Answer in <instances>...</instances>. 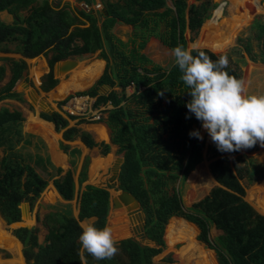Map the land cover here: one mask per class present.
<instances>
[{
	"label": "trees",
	"instance_id": "1",
	"mask_svg": "<svg viewBox=\"0 0 264 264\" xmlns=\"http://www.w3.org/2000/svg\"><path fill=\"white\" fill-rule=\"evenodd\" d=\"M84 2L88 5L86 0ZM100 5L105 16L98 11L82 9L71 13L65 7H52L45 0L40 4H35V0H0V11H6L13 18L10 24L0 22V54L32 59L50 53L46 58L48 73L40 78V91L46 92L56 85L51 68L57 61L96 54V59L104 62L92 86L77 94L94 98L95 106H110L103 121L109 130L110 144L121 155L117 190L127 192L139 204L144 218L143 234L153 247L140 245L133 238L120 239L116 241L118 253L112 259L97 261L86 256V264H151L152 257L164 247L163 229L171 217L182 219L188 226L187 230L179 228L180 231L175 227L171 233L188 245L179 254L181 264L190 259L184 255L196 244L193 228L188 223L197 231L195 240L213 251L216 264H264V217L243 200L244 189L239 182L245 179L251 183L264 178V166L251 159L244 162V155L240 154L254 151L256 146L232 153L220 152L216 147L217 158L208 164V171L218 186L184 209L179 189L200 163L202 148V142L190 137L189 133L200 121L186 107L191 99L190 89L180 80L182 73L175 65L173 55L171 64L162 69L140 52L149 38L170 52L178 45L186 49L184 32L195 34L198 31L214 7L211 0H203L197 5H187L185 0H102ZM218 9L219 6L214 11ZM22 12H25L24 16ZM116 23L130 27L126 42L111 33ZM209 26L207 21L197 40L204 38ZM254 27L259 41L258 53L252 54L247 44L241 49L249 61L264 63V24L256 23ZM200 50L213 61L221 56ZM1 60L8 63L9 76L0 87V101H20L12 88L22 78L26 65L21 59ZM224 71L239 79L235 66L228 64ZM4 75L5 68L0 66V82ZM102 85L110 90L97 95L96 90ZM127 86L132 89L128 95L124 93ZM39 117L51 123L55 132L63 130L62 141L77 137L87 148L97 145L102 155L109 150L103 143L95 144L88 133L67 127L70 119L57 112L40 113ZM21 121L18 112L0 109V148H3L0 219L5 225L19 222V204L31 205L46 186V181L14 149L20 140ZM58 147L64 153L68 149L63 144ZM227 158L231 159L230 165ZM84 174L85 167H82L78 184L84 180ZM176 182L178 189L174 187ZM52 185L62 200L72 199L71 172L53 180ZM107 212L106 190L86 185L79 193L76 219L68 212L58 211L44 217L46 235L41 244L37 243L33 228L17 227L10 233L21 245L24 264H85L78 254V237L82 231L78 223L92 219V224L103 228ZM211 226L221 233L213 241L207 235ZM168 236L172 239L169 233ZM162 262L167 264L171 260L167 257Z\"/></svg>",
	"mask_w": 264,
	"mask_h": 264
},
{
	"label": "rangeland",
	"instance_id": "2",
	"mask_svg": "<svg viewBox=\"0 0 264 264\" xmlns=\"http://www.w3.org/2000/svg\"><path fill=\"white\" fill-rule=\"evenodd\" d=\"M201 1L203 0H199V1L185 0L187 5H190V4L197 5ZM211 4H213L214 7L212 8V10L209 11V17L202 22L198 31L195 34L189 33L188 31L184 32V38L186 41V49H190L191 46L195 44L197 45L199 49L208 50L209 52H212L216 56L226 55L229 61L228 64L231 66H235L238 69V71H240V79L242 75L241 69L245 64L248 63V65H251V66L264 65V63L263 64L251 63V61L248 60L247 56L242 52V49H241L244 46V44H247L252 54L256 55L259 51V46H258L259 41L256 38L257 30L254 26L256 23L264 24V0H257L258 11L254 13L253 15L250 14V16L246 15V12L249 11L250 9L247 5H244L242 7V9L244 10H242L239 6H235L231 8L229 0H211ZM218 6H219V9L214 11ZM77 9H80V7L77 6ZM207 21L210 24L207 34L204 36L203 39L197 40L201 33L202 28L205 26ZM217 32H220V34L218 37H215L216 40L214 42H217V43L216 45L213 46V49L205 47L204 41L207 39H211L213 35L216 34ZM143 52H144V55L148 58V60H150V62L160 66L162 69H166L172 62V53L168 51L165 47L160 45L156 40L153 41V43H149V45L147 46V49H145V51L143 50ZM91 56L94 57V54ZM91 56H86L84 60H87L89 62L91 59H93ZM76 68L77 67L73 68L67 73L61 74L59 78L56 79L57 80L56 85L52 89L46 92H42L39 90L40 80L38 78L35 79L32 83L30 82V79H29L28 87L30 89H34L37 92L38 99H41L47 102L48 104H50V106L58 113L59 112L58 107L60 105L58 103H60L66 96L70 94L86 91L93 84L94 80H92V82L89 85H86L84 87L82 86V88L79 87L80 89L68 90L60 98H57V99L52 98L51 94H53L55 89L60 84L68 82V80H70L72 76L76 74V72L77 73L79 72ZM67 76H69V78ZM89 76L93 77V74H90ZM89 76L86 75V78L88 79ZM25 79L26 80L28 79L27 74H25ZM22 89H24V86L16 87V90L18 94L20 95V98H22L21 96L25 94L22 98L23 107L25 111L33 115L41 113L40 109L36 105H31L30 101L28 100L26 96V92L28 89L27 90L24 89V93H22L23 92ZM98 89L99 87L97 88V90ZM109 90H110L109 88L102 87L101 89H99V93L103 94V93L108 92ZM28 102L30 104H27ZM19 104H22V103H19ZM14 105L12 103H8L7 107L13 109L12 106ZM195 130H198L200 134L203 136L202 140L197 139V141L202 142V148H201L202 156H201L200 163L197 165V167L193 171H191L187 175L185 182L179 189L180 201H181L183 208H187L192 203L202 199L204 196H206L208 191L214 186V181L208 171V164L212 160V158L216 156L215 154L216 145L211 141V138L209 134L207 133V131L203 129L201 121L199 122ZM255 146H256V149L254 151H251L249 153L241 152L240 154L244 155L242 159L244 160V162H246V160L251 159L253 160V163H256L258 165L261 164L262 166H264V161H262L264 158V152L260 153V150H262L263 147H260L261 149L259 148V151H258L257 145ZM116 157H121V156L117 154L116 150L114 149V151H111L107 155V157H105L104 159L106 162L105 168L102 169V172L100 173L99 176L95 174L96 172L89 173V175L92 174L91 176H93V177H89V182L92 183L94 186L100 185L101 187H105L107 185L106 181L110 175V170H111L110 168L113 165L112 162H114ZM230 160H231L230 158L227 159L228 165H230ZM75 161H77V158L74 159L72 157L70 160V164L73 165ZM84 161L85 160L82 159L80 167L83 165ZM87 165H88V160H87ZM74 169L75 168L72 167L70 170H72L73 180L75 182V185L77 186V177L74 176ZM39 174L41 175L43 179L49 180L50 177L54 175V170L52 169L51 172H47L46 168L43 167ZM199 181H200V184H199ZM239 182L244 189L243 200L252 207L255 213L264 217V208L260 210L257 209L258 205L254 199L255 197H260V194L264 193V178L261 180L255 181V182H251V183L247 182L245 179H241ZM197 185H200L201 189L196 194L194 193L195 191L193 187L195 186L197 187ZM174 187L178 189L177 182L175 183ZM79 188H81V185H79L78 189ZM109 190H112V188H108V191ZM253 196L254 198L251 200V197ZM48 199H51V196H49ZM37 208H34V210ZM41 208L46 209L43 206H41ZM34 210H33V215L36 216V213ZM116 212H119V210H117L116 208L114 209L110 201L109 202V213L106 216L105 226L107 225L108 227H111L108 224V217L110 213L115 214ZM20 220L22 221L24 220V218ZM85 222L88 223V221H85ZM186 223L182 222L181 219L179 218H172L170 220H167L166 225L164 226V229H163V234H162V240L164 243V247L160 251V253L152 257L151 264H159L163 259L167 257L171 260V262H169L168 264H181L179 260L180 258L179 254L188 245L180 237H176L175 235H172L171 233L173 229L174 230L176 229L175 227H177L178 230L179 228L187 230L188 226L186 225ZM19 225L20 224L18 223L5 225L0 220L1 229L9 236H11L10 234L11 230L19 227ZM188 225L191 228H193V231H194L193 241L196 244L194 245L195 247L192 249V251L188 254H185L184 257L188 256V259L189 258L192 259V264H216L213 252L209 249L203 248V246L195 240L197 231L193 225L189 223ZM167 231L173 237L172 239H169L170 236H168ZM207 235L209 236V239H211L210 241H213L217 234L215 233V231L210 229ZM128 237H135V236H133L131 233L130 236ZM113 238L116 241L119 239H122V237H117L116 235ZM124 238H127V237H124ZM20 250L21 249L19 248V255H21ZM17 263L18 262L15 263L12 257L10 258V255L7 253V251L0 248V264H17ZM21 264H24L22 258H21Z\"/></svg>",
	"mask_w": 264,
	"mask_h": 264
},
{
	"label": "crops",
	"instance_id": "3",
	"mask_svg": "<svg viewBox=\"0 0 264 264\" xmlns=\"http://www.w3.org/2000/svg\"><path fill=\"white\" fill-rule=\"evenodd\" d=\"M42 1L43 0H35V4H40ZM45 1L49 5H51L52 7H55V6H58V8L65 7L71 13H73L75 10H77V6L79 5V2H76L75 0H45ZM86 1L88 2L89 10L95 12V10H93L94 4L100 5L102 0H86ZM230 1L231 0H229V2ZM230 6H231V3H230ZM101 8L102 7L100 5V9ZM21 15L24 16L25 12H22ZM12 20H13V18L10 14H8L6 11H0V22H2L4 24H10L12 22ZM84 26H86V25H84ZM111 33L113 34L114 37H116L121 42H126L128 40V38L130 37L131 29L127 25L116 23L113 25V27L111 29ZM153 41H155L153 38L148 39L144 48L140 52L142 54H144L143 50L145 51V49H147V46L149 45V43H153ZM49 56H50V53H47L46 57L37 56V57H34L32 59H22L17 54H0V66H3L5 68V75H4V78L2 79V81L0 82V87L3 86L7 82L8 76H9L8 63L2 61L1 60L2 58H9L12 60L21 59V60H23V62L26 65V68H25L24 74L22 75V78L12 88V91L14 93L18 94V92L16 90L17 86L21 87V86H24V84L28 85L29 79H30L31 83L37 78L40 80V77H42L43 75L48 73V67L46 64L47 59L46 58H48ZM86 56H91V55H82L80 57L68 58V59H71L77 63L76 69L79 72L78 73L76 72L75 75L73 74L74 76H72V78L70 80H68V82L60 84L55 89L53 94H51L52 98H54V99L60 98L68 90L80 89L79 87L82 88V86L84 87L86 85H89L92 82V80L95 81L98 78V76L100 75V73L103 69L104 62L96 59V54H94V57L91 56L93 59H91L89 62L87 60H84L86 58ZM251 63L263 64V63H260L257 61L251 62ZM241 72H242L241 73L242 74L241 79H243L246 82V88H247L246 94L264 95V65L251 66V65H248V63H247L242 67ZM25 74H27V77H28L27 80L25 79ZM90 74H93V77H90L89 76ZM86 75L89 76L88 79L86 78ZM67 77L69 78V76H67ZM239 79H240V71H239ZM22 90H23L22 93H24V89H22ZM115 91L118 92V90L116 88H115ZM124 93L126 95L130 94L131 89L129 88L127 90H124ZM23 96H21V97L23 98ZM19 98H20V95H19ZM22 98H20L21 99L20 101H17L14 99H3L0 101V109L4 108V109H7L9 112L16 111L20 114L21 119H22V121L20 122V128H19L20 140L15 144L14 149L16 150L17 153H19L21 155L23 161L26 164H28L30 167H32V169L40 177H41V175L39 173L41 172L43 167L46 168L47 172H51V170L53 169L54 175L52 177H50L49 180L44 179L46 181V186L40 192L38 197L32 202V204L28 205L26 203L28 205V212H29L28 216L26 218H24V220H22V221L19 220V222L12 223V224L18 223V224H20L19 227H24L26 229L33 228L35 230L36 241L38 244H41L44 240L45 235H46V224L44 223V217L48 213L58 211V212H68L71 217L76 219L77 218V212H78L79 193L83 190V187L86 185L94 186L92 183L89 182V177H93V176H91L92 174L89 175V173L90 172H92V173L96 172L95 174H97L99 176L100 173L102 172V169L105 168V163H106L104 160L105 157H107V155L111 151H114V149L117 150V148L114 145L110 144L109 139H108L109 138V132L106 131V129L101 134H99L98 132L93 133L92 131L90 132L89 130H87L85 128V124H83V123L77 124V123L70 121V120H68L67 127H75L76 129H78L82 132L88 133L95 144L103 143V144L108 146L109 150L105 155H102V154H100V149L98 148L97 145L94 147H91V148H87L80 142V140L77 137L71 141H62L61 133L63 130H60L59 132H55L53 129V125L51 123L46 122L39 117L40 113L33 115V114H30L29 112L25 111V109L23 107ZM18 102L22 103V104H19ZM8 103H12L13 105L15 104L16 106L15 105L12 106L13 109H11V108L7 107ZM27 104H30V103L28 102ZM108 109H110V107ZM42 123H44V124H42ZM59 144H63V145L68 147V149L66 150V153H64L63 151H61L59 149V147H58ZM256 145L258 147L257 150L259 151V148L261 147L259 142ZM73 150L76 151L74 154L72 153ZM261 152H264V147L262 150H260V153ZM2 155H3V148H0V158L2 157ZM72 157L74 159L77 158V161H75L73 165L70 164V160ZM117 158H119V157H116L115 160ZM216 158H217V156L212 158L211 161L215 160ZM82 159L85 161H84L83 165L80 167ZM87 160H88V165H87ZM115 160H114V162H115ZM262 161H264V158ZM114 162H112V164H114ZM72 167L75 168L74 169V176L77 178H78L80 171L82 170V167H85L84 180L80 184L77 183V186H76L75 182L73 180V175H72V180H73V184H74V194H73V197L70 201H64L55 192L53 185H52V182H53V180L63 176V174L68 172V171L72 173V170H70ZM196 167H197V165H196ZM56 170H58L59 173H57ZM106 183H107V185L105 187H101L100 185H99L100 187L99 186H94V187L103 188L108 193V212H107V214H108L109 213V202H110L109 200H110L111 196H113L115 193L113 192V190L108 191V188H110V187H109L107 181H106ZM199 184H200V182H199ZM79 185H81V188L78 189ZM214 186H216L215 182H214ZM49 196H51V199H48ZM253 198H254V196L251 197V200ZM254 199L258 205L257 209H259V210L263 209L264 208V193L260 194V197H255ZM260 202H263V206L259 205ZM20 204H22V203H20ZM41 206H43L46 209H42ZM34 208H37V209L34 210ZM187 208H184V209H187ZM33 210L35 211L36 216L33 215ZM172 218H176V217H171L168 220H170ZM20 219H23V217ZM27 220H28V223H27ZM85 221H88V223H91L92 219H86V220L80 221L78 223L79 226L82 222L86 223ZM105 224H106V220H105ZM124 224L129 225L128 222H126ZM210 229L215 231V233L217 234L215 236V238L221 234L220 231L216 230L212 226L209 227L208 231ZM10 238L13 239L15 241V243L18 244L19 248L21 249L20 243L17 240H15L14 237L12 238L10 236ZM128 238L134 239V237H128ZM208 239H209V236H208ZM209 240H211V239H209ZM7 253L10 255V258L12 257V259H14L13 255H11L8 251H7ZM18 253H19V250H18ZM21 258H22V256H21ZM21 258H20V261H21ZM190 262H192V259H189L186 262L184 261V264H190ZM159 264H163V262L161 261Z\"/></svg>",
	"mask_w": 264,
	"mask_h": 264
},
{
	"label": "clouds",
	"instance_id": "4",
	"mask_svg": "<svg viewBox=\"0 0 264 264\" xmlns=\"http://www.w3.org/2000/svg\"><path fill=\"white\" fill-rule=\"evenodd\" d=\"M171 53L182 73L180 80L190 89L191 99L186 107L201 121L217 150L232 153L250 149L258 142L264 147V95L246 94V82L224 71L228 57L221 55L213 61L195 44L190 49L178 45ZM159 94L162 96L163 92ZM189 136L203 139L198 130L191 131ZM80 227L78 254L85 264L86 256L101 261L118 253L110 227L97 228L84 222Z\"/></svg>",
	"mask_w": 264,
	"mask_h": 264
},
{
	"label": "water",
	"instance_id": "5",
	"mask_svg": "<svg viewBox=\"0 0 264 264\" xmlns=\"http://www.w3.org/2000/svg\"><path fill=\"white\" fill-rule=\"evenodd\" d=\"M98 12L100 14H102L103 16H105V10L103 8H101L100 10H98ZM212 53V52H211ZM76 62L71 60V59H65V60H61V61H57L53 64L52 68H51V74L52 77L54 79L59 78V76L61 74L67 73L70 70H72L73 68L76 67ZM108 88V86L106 85H102L101 87H99V89L101 88ZM29 87L27 84H24V89L27 90ZM99 89L96 90L97 95H102L101 93H99ZM104 94V93H103ZM26 96L28 98V100L30 101L31 105H36L41 113L43 114H52L54 112H56L51 106L50 104H48L47 102L38 99L37 96V92L34 89H28L26 92ZM85 128L87 130H89L90 132L92 131L93 133H96L97 128H101L103 129V131H108L107 127L105 126L104 123H100V124H95V123H87L85 124ZM109 139V138H108ZM121 163V158H117L114 162V164L111 167L110 170V175L108 177V185L110 188H112L114 193H117L115 195V197H111L110 201H111V205L112 207L115 209H123L124 214L126 216V219L128 221V223L130 222L129 217L134 216L136 217L135 219V224L131 227H129L130 232L132 233L133 236H135V240L143 246H147V247H153L152 242L147 239L144 234H143V214L140 210L139 204L137 203V201L127 192L125 191H120L117 190V174H118V169H119V165ZM216 186L217 183H215ZM19 214H20V218H26L28 216V205L26 203H22L19 205ZM124 239V238H122Z\"/></svg>",
	"mask_w": 264,
	"mask_h": 264
},
{
	"label": "bare ground",
	"instance_id": "6",
	"mask_svg": "<svg viewBox=\"0 0 264 264\" xmlns=\"http://www.w3.org/2000/svg\"><path fill=\"white\" fill-rule=\"evenodd\" d=\"M230 3H231V8L235 7V6H239L242 9V7L244 5H247L250 8L249 11H247L248 13L246 12V15H248V16H250V14L253 15L254 13H256L258 11L257 0H231ZM242 10H244V9H242ZM250 11H251V13H250ZM219 34H220V32H217L216 34L213 35V37L211 39L205 40L204 46L207 48L213 49V46L216 45V43H217V42H214L216 40L215 37H218ZM96 131L99 134L103 133V129H101V128L100 129L97 128ZM193 188L195 191L194 193H196V194L201 189L200 185H197V187L195 186ZM116 194L117 193H115L111 197H115ZM259 205L263 206V202H260ZM117 210H119V212H116L115 214L110 213L111 215H109V217H108V223L110 224L109 226H111L110 228L112 229V235H113V237L115 235L117 237H122V238L128 237L131 234L129 227L133 226L136 223L135 222L136 217H134V216L129 217V219H130L129 220L130 222L128 223L129 225H126L124 223H126L128 221H127L126 216L123 212V209L122 210L117 209ZM27 223H28V220H27ZM0 248L8 251L11 255H13L15 263L18 262L19 264H21L20 255L18 253L19 245L16 244L15 241L13 239H11L10 236L8 234H6L1 229V226H0Z\"/></svg>",
	"mask_w": 264,
	"mask_h": 264
},
{
	"label": "built area",
	"instance_id": "7",
	"mask_svg": "<svg viewBox=\"0 0 264 264\" xmlns=\"http://www.w3.org/2000/svg\"><path fill=\"white\" fill-rule=\"evenodd\" d=\"M80 9L87 11L89 10L88 5L84 0L79 2ZM93 10H100L99 4H94ZM131 89L127 86L125 90ZM132 90V89H131ZM59 114L66 119H70L75 123H103L105 117V111L108 110V104L94 105V98L87 95H79L77 93L66 96L59 105ZM79 123V124H80Z\"/></svg>",
	"mask_w": 264,
	"mask_h": 264
}]
</instances>
